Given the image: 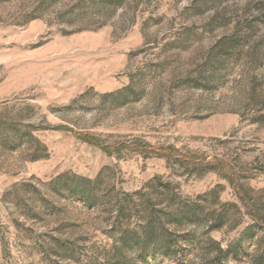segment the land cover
Instances as JSON below:
<instances>
[{"label":"rangeland","instance_id":"1","mask_svg":"<svg viewBox=\"0 0 264 264\" xmlns=\"http://www.w3.org/2000/svg\"><path fill=\"white\" fill-rule=\"evenodd\" d=\"M0 264H264V0H0Z\"/></svg>","mask_w":264,"mask_h":264},{"label":"trees","instance_id":"2","mask_svg":"<svg viewBox=\"0 0 264 264\" xmlns=\"http://www.w3.org/2000/svg\"><path fill=\"white\" fill-rule=\"evenodd\" d=\"M84 142L92 145L97 146L99 144V141L93 137H84ZM132 150L136 151L138 150L136 147H130L125 144H119L116 146H110V147H104L103 150L109 154V152H120L123 150ZM145 152V154H154L162 157H166L168 161L174 162L179 164L181 167H183L186 170H195V169H207V168H217L218 165H212L210 163H207L205 161H190L187 160L185 157H180L179 155H174V151L172 149H151V148H144L141 149ZM241 196V195H240ZM245 201L244 197L241 198Z\"/></svg>","mask_w":264,"mask_h":264}]
</instances>
